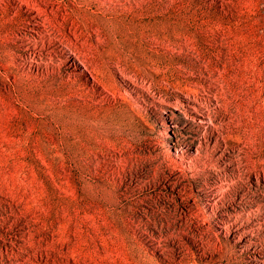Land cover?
I'll return each mask as SVG.
<instances>
[{
  "label": "rangeland",
  "instance_id": "1",
  "mask_svg": "<svg viewBox=\"0 0 264 264\" xmlns=\"http://www.w3.org/2000/svg\"><path fill=\"white\" fill-rule=\"evenodd\" d=\"M5 230L10 264H264V0H0Z\"/></svg>",
  "mask_w": 264,
  "mask_h": 264
},
{
  "label": "bare ground",
  "instance_id": "2",
  "mask_svg": "<svg viewBox=\"0 0 264 264\" xmlns=\"http://www.w3.org/2000/svg\"><path fill=\"white\" fill-rule=\"evenodd\" d=\"M48 1V0H47ZM113 2H118V3H124L125 2V0H112ZM47 4V3H46ZM38 26V25H37ZM33 30V29H32ZM35 30H36V28H35ZM49 30V29H48ZM47 31V30H46ZM37 32L39 33V34H42L43 33V31H42V29L41 28H38L37 29ZM49 32V31H48ZM49 33H51V32H49ZM21 34H23V33H21ZM24 35V34H23ZM25 35L27 36V34L25 33ZM27 37H29V36H27ZM35 38V37H34ZM63 62V61H62ZM64 62H68V64H69V58L67 57V55H66V59H64ZM70 65V64H69ZM92 70V69H91ZM91 74H92V76L93 77H97V76H95L92 72H91ZM88 88V87H87ZM84 89V88H83ZM85 90V89H84ZM0 239H2V240H5V241H9V238H8V234H7V230H5V233H1V231H0ZM208 242V241H207ZM206 247L208 248V246L206 245ZM1 248L3 249L4 248V251H2L0 254H2V257L4 258V263H7V264H10V263H8V262H6V259L9 257V255H10V250L8 249V247L6 246V245H3V246H1ZM206 248V249H207ZM10 262V261H9Z\"/></svg>",
  "mask_w": 264,
  "mask_h": 264
}]
</instances>
